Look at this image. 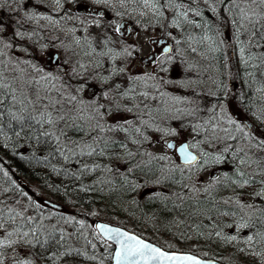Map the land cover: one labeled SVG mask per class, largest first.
<instances>
[{
	"label": "snow or ice",
	"instance_id": "obj_1",
	"mask_svg": "<svg viewBox=\"0 0 264 264\" xmlns=\"http://www.w3.org/2000/svg\"><path fill=\"white\" fill-rule=\"evenodd\" d=\"M0 9V264H218L100 222L117 193L264 264V0Z\"/></svg>",
	"mask_w": 264,
	"mask_h": 264
},
{
	"label": "trees",
	"instance_id": "obj_2",
	"mask_svg": "<svg viewBox=\"0 0 264 264\" xmlns=\"http://www.w3.org/2000/svg\"><path fill=\"white\" fill-rule=\"evenodd\" d=\"M6 159H10L11 163H12V167L14 169H16V175L18 178H23L25 179V176L27 173L31 172L32 169H30L28 167V165L22 161H19L17 159H13L10 157H6ZM55 162V161H54ZM57 166H60V164L58 163ZM26 180V179H25ZM53 180H56V177L53 176ZM28 181V180H27ZM32 181H35V178L32 179ZM36 182V181H35ZM58 182V181H57ZM94 199L96 201L95 205L97 207V205L101 206L102 208L104 207L105 212L114 216H118L121 218H125L126 220H129L135 229H140L142 228V226H146L147 224L153 223L155 224V226H157L158 228L162 229L163 231L167 232V233H173V234H178L180 232H184L187 231L183 226H181L180 229H176L175 227H172L171 224L169 223L172 220V215H164L161 216V218L156 221H150L147 219V217L145 218H141V212L137 209H135L134 207H131L127 204H115L114 202L117 201L119 199V193L114 194L112 197L110 198H106L103 202H101L100 198L98 196H94ZM125 208H127V211H125ZM69 210V209H68ZM145 212H148V208L144 209ZM127 223V222H126ZM140 224H144V225H140ZM171 228V231H169L168 229ZM161 230V232H162ZM189 235L193 236V239L189 240V239H184L185 241L187 240V245H192L194 248L195 244H201L203 249H202V254L204 255L205 253H207L206 256H212V257H217V258H221L224 259L228 254H233L234 253V249L231 247H223L218 245L217 243H214L212 241H207L203 238L197 239L195 238L194 233L189 232ZM185 245L184 248L187 246ZM183 248V247H182ZM238 258V259H245L247 261H253L252 264H257V261L254 260L251 257H246V256H242L241 255H234L233 258Z\"/></svg>",
	"mask_w": 264,
	"mask_h": 264
},
{
	"label": "rangeland",
	"instance_id": "obj_3",
	"mask_svg": "<svg viewBox=\"0 0 264 264\" xmlns=\"http://www.w3.org/2000/svg\"><path fill=\"white\" fill-rule=\"evenodd\" d=\"M2 13L4 15H7V11L5 9H0V15ZM19 179L21 182L29 183V181L23 179L22 177ZM35 183H36L35 181H31L29 186L31 187ZM97 207L103 210L100 219L111 221V222H115L116 220H119L120 224H122L128 228H132V229L136 230L138 233L142 234L144 237L150 238L151 240L156 241L157 243L163 245L164 247H168V245L171 244L174 246V248H178V247H183V246L187 245V243H188L187 240L185 241L184 239H180L178 234H173V233L169 234V233L163 231L162 229L158 228L157 226H155V224H153V223H151V225L147 224L146 226H142V228H140V229H137V228L135 229L134 227H132L133 225L131 223H129L131 221L126 220L125 218H121L118 216L111 215V214L107 215V213L104 210V207L102 208L99 205H97ZM68 211H71V209L69 208ZM140 225H144V224H140ZM161 230H162V232H161ZM186 247L189 248V250H193V251L198 252V253H202L201 251L203 249L201 244H195V247L198 250L192 249L191 245H187ZM233 257H234L233 254H228L224 258V260H226V262L229 261L232 264L233 263L234 264H252L253 263V261H250V260L247 261V260L242 259V258L238 259L236 257L235 258H233ZM83 264H91V262L83 261Z\"/></svg>",
	"mask_w": 264,
	"mask_h": 264
},
{
	"label": "water",
	"instance_id": "obj_4",
	"mask_svg": "<svg viewBox=\"0 0 264 264\" xmlns=\"http://www.w3.org/2000/svg\"><path fill=\"white\" fill-rule=\"evenodd\" d=\"M100 222H109V221H105V220H101V219H100ZM112 223H113V222H112ZM145 239L148 240V241H150V242H152V243H155V244L159 245L158 243L153 242V241H151V240H149V239H147V238H145ZM159 246H161V245H159ZM161 247H162V246H161ZM198 255H199V254H198ZM204 258H205V259H209V260L217 261L218 264H230V263H226V262L220 261V260L215 259V258H208V257H204Z\"/></svg>",
	"mask_w": 264,
	"mask_h": 264
},
{
	"label": "flooded vegetation",
	"instance_id": "obj_5",
	"mask_svg": "<svg viewBox=\"0 0 264 264\" xmlns=\"http://www.w3.org/2000/svg\"><path fill=\"white\" fill-rule=\"evenodd\" d=\"M1 15H4L3 13Z\"/></svg>",
	"mask_w": 264,
	"mask_h": 264
}]
</instances>
